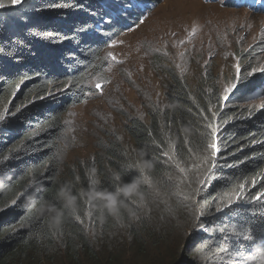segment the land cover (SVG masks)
Listing matches in <instances>:
<instances>
[{
  "label": "trees",
  "instance_id": "trees-1",
  "mask_svg": "<svg viewBox=\"0 0 264 264\" xmlns=\"http://www.w3.org/2000/svg\"><path fill=\"white\" fill-rule=\"evenodd\" d=\"M149 1L22 0L0 9V115L6 116L0 122V264H264L259 239L264 198L256 200L264 193V110L255 111L264 104L257 93L264 83L261 74L248 76L242 90L229 97L231 103L222 99L213 71L196 85L172 76L168 104L150 111L147 121L132 118L125 126L130 144L113 139L87 159H67L66 115L87 101L89 91H98L91 82L108 64L105 50L120 27L141 19V3ZM0 2L10 5L11 0ZM246 64L241 67L245 76L254 70ZM208 124L221 134L234 167L212 177L201 193L203 203L192 208L184 197L197 187L191 182L194 165L201 164V173L206 167L202 148L212 130ZM176 165L188 171L180 173ZM140 168L158 195L144 191ZM90 179L97 183L92 186ZM240 182L246 187L239 189V204L233 201L221 218L206 212L210 234L195 240L199 252L190 246L194 238L183 252L179 242L197 224L194 215L215 195L231 191L221 185ZM133 184L131 195L118 191ZM25 187L28 191L17 199ZM65 188L75 196L79 220L63 208ZM101 192L118 195V215L102 207L95 195ZM45 206L63 211L60 223L41 210ZM240 225L253 230L257 240L243 241ZM181 233L177 242L172 234ZM198 254L203 256L196 260Z\"/></svg>",
  "mask_w": 264,
  "mask_h": 264
},
{
  "label": "rangeland",
  "instance_id": "rangeland-1",
  "mask_svg": "<svg viewBox=\"0 0 264 264\" xmlns=\"http://www.w3.org/2000/svg\"><path fill=\"white\" fill-rule=\"evenodd\" d=\"M153 1L156 7L147 12L145 20L120 27L105 50L103 58L111 53L116 60H106L105 70L92 80L91 87L100 83L101 89L66 115L65 121H70L65 123L64 141L68 161L87 159L99 145L113 139L130 144L125 126L132 118L147 121L150 111L168 104L172 76L196 85L213 71L223 93L233 82L236 65L241 69L250 62L252 74L264 79V72L257 70L264 68V0H246L240 5L232 0ZM260 86L257 93L262 103L264 83ZM196 225L179 242L183 252L192 238L193 253L199 252L195 240L210 234L195 231ZM172 235L178 242L183 234ZM193 256L197 260L203 254Z\"/></svg>",
  "mask_w": 264,
  "mask_h": 264
},
{
  "label": "snow or ice",
  "instance_id": "snow-or-ice-1",
  "mask_svg": "<svg viewBox=\"0 0 264 264\" xmlns=\"http://www.w3.org/2000/svg\"><path fill=\"white\" fill-rule=\"evenodd\" d=\"M22 2V0H11L10 5H6L3 2H0V9L6 7V6H15L19 5ZM141 22H143L141 20ZM85 28L80 29V31H85ZM49 37H54V34L48 33ZM66 39L67 37H63ZM53 42H56V40L53 38ZM116 60V57L112 56L111 53H109L108 57H105L106 60L108 59ZM260 72H264V68L257 69ZM252 73H248L247 76H245L239 65H236V71L235 76L233 79V82H231L228 86L224 88L222 99L225 102L231 103V100L229 99L230 95H232L234 92L242 90L243 86L246 84L248 76H250ZM69 85H65V88L69 87ZM95 89H101V84L96 83L94 85ZM60 91H63V89H60ZM53 93L50 91L48 95H52ZM87 95H93V92L89 91ZM39 99H44V96L38 97ZM220 98L218 97V100ZM22 107L16 108L15 112L11 113V115H15L16 113L20 112ZM264 110V104H260L255 111H261ZM250 112L253 110H249ZM215 115V114H213ZM6 119L5 115H0V122H3V120ZM65 123H70V121H65ZM207 128L212 129V125L208 124L206 125ZM221 134L217 129H212L209 131L206 136L204 137V144L202 151L206 153V155L202 159L203 165L206 167L204 168V172H200V163H196L194 165V174L192 176L191 182L197 185V187H194L192 189L191 194L185 196L184 198L191 202L189 207L192 208H198L200 204L203 203V198L201 196V193L203 192V189L208 186V181L212 179V177L216 176L218 172H220L223 168H230L234 167V164L230 163L225 154V150L222 148L221 143ZM165 156H168V153H164ZM171 159V157H169ZM151 165H149L150 167ZM176 167L179 169L180 173H186L188 170L183 167H179V165H176ZM210 173V175H208ZM140 177L142 178L143 182L147 187L144 189L145 192L148 193V195L151 197L152 195H158V192H155L153 189V182L151 177H149L145 172L143 168H140ZM118 180L119 177H116ZM250 182V181H249ZM97 182L94 179H90V184L94 186ZM223 187L231 188L230 192H223L215 195L213 199V203L207 206L206 209L199 210L195 215L194 219L198 221V224L195 227V231L200 233H208L211 229L204 224V220L206 218V212H212L216 215L217 218H221L224 214L230 212L233 207L235 206L233 201L236 202V204H239L240 202V193L239 189H243L246 187V183L240 182L235 185V187H232L231 184L228 185H221ZM132 187H135V184L132 185ZM130 190V189H129ZM151 190V191H150ZM28 191V188L25 187L23 191H21L18 194L17 199L19 196H23ZM118 191H121V189H118ZM75 197V196H74ZM262 198H264V193H262L260 196L256 197L257 201H260ZM16 199L11 201V205H16ZM133 204H137L140 207H144L145 205L141 201H131ZM10 205V206H11ZM103 208L108 209L109 212H111L114 215H118V208H117V202L112 201L108 205H102ZM63 208L70 210V215H73L75 219L79 220L80 217L76 214V209L72 208L70 209L66 203L63 204ZM133 216L136 215L135 212L132 213ZM240 228L242 229L237 234L242 237L243 241H248L249 244L257 240V237L253 234V230H250L246 225H240ZM262 242H264V236L259 238Z\"/></svg>",
  "mask_w": 264,
  "mask_h": 264
},
{
  "label": "clouds",
  "instance_id": "clouds-1",
  "mask_svg": "<svg viewBox=\"0 0 264 264\" xmlns=\"http://www.w3.org/2000/svg\"><path fill=\"white\" fill-rule=\"evenodd\" d=\"M156 4L157 3H155L154 1L142 2L141 3V10L144 11V15L141 17L140 20L137 21V23L135 25H137L141 20L144 21L147 12H149L150 10L155 8ZM98 91H99V89H98ZM134 188L135 187H131V188L125 187V188L121 189L120 192L125 194V195H131ZM95 195L99 200H101L103 202V205H108L112 201L117 202V200H118V195H116V194L101 192V193H96ZM60 196L62 198H64L65 203L68 205V207L70 209L75 208V197L71 195L70 191L67 188L62 189L60 191ZM41 210L48 212L49 215L51 216L52 220L57 224L60 223V221L64 215L63 211L58 209L55 206H51V207L45 206ZM261 251H264V249H261Z\"/></svg>",
  "mask_w": 264,
  "mask_h": 264
}]
</instances>
